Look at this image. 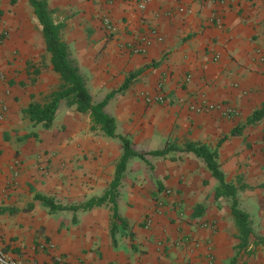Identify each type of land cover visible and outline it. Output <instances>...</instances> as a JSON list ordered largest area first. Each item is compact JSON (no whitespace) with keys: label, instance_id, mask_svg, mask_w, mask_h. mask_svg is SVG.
Wrapping results in <instances>:
<instances>
[{"label":"crops","instance_id":"0c3cea01","mask_svg":"<svg viewBox=\"0 0 264 264\" xmlns=\"http://www.w3.org/2000/svg\"><path fill=\"white\" fill-rule=\"evenodd\" d=\"M1 1L0 31L12 34L0 47L3 251L37 264H264V112L248 123L264 108V0H163L143 11L136 0H47L92 101L111 96L104 112L134 151L187 142L217 150L225 182L239 188L238 208L251 222L243 248L230 199L214 200L217 181L191 154L156 157L151 172L141 160L129 161L116 197L126 226L116 223L113 238L111 204L49 213L35 199L78 206L100 198L113 180L121 142L100 130L96 139L89 114L64 101L48 129L30 120L28 106L56 90L46 76H59L46 52L45 69L36 59V84L7 82L26 77L13 59L28 57L32 32L27 17L8 13ZM215 14L221 28L209 22ZM154 96L163 104L146 103ZM200 105L213 110L199 112Z\"/></svg>","mask_w":264,"mask_h":264},{"label":"trees","instance_id":"16d2710c","mask_svg":"<svg viewBox=\"0 0 264 264\" xmlns=\"http://www.w3.org/2000/svg\"><path fill=\"white\" fill-rule=\"evenodd\" d=\"M27 1L32 9L33 15L41 26V35L45 50L50 55L51 70L57 73L60 79L58 90L50 94L47 102L43 106L38 104H31L28 106L26 113L30 120L35 124H41L43 127L49 128L55 118L60 102L64 101L69 106H75L78 113L89 114L93 126L98 127L106 138L118 139L121 142V156L115 166L113 180L100 198L87 200L85 203L78 206H65L56 203L52 198L40 195H36L35 199L40 201L49 210V213H54L56 211H89L105 203L111 204V218L113 223L110 233L113 238L116 223H120L122 227L126 226L124 221L117 214L116 197L127 165L132 159L141 160L147 165L148 162L145 159V154L137 153L133 150L129 137L116 135L114 119L104 112V107L111 96L108 95L105 100L100 103H94L92 101V97L84 84L83 78L79 74L77 65L69 58L67 44L61 38L63 25L53 21L52 12L48 7L47 0ZM127 85L128 81L125 82L124 86ZM263 112L264 108L256 111L248 120V123L257 120ZM237 131L238 129H235L231 135H235ZM170 152L191 154L205 165L211 177L217 181V186L213 192L214 200L221 198L230 199V213L234 226L238 232L239 248L247 246L252 235L250 227L251 222L248 214L238 208L237 194L239 188L232 183L225 182V177L218 161L217 150L211 149L205 144L187 142L183 147H179L175 144H167L163 150L151 151L149 155L154 158H166ZM73 223H76L75 218L73 219Z\"/></svg>","mask_w":264,"mask_h":264},{"label":"rangeland","instance_id":"374dc122","mask_svg":"<svg viewBox=\"0 0 264 264\" xmlns=\"http://www.w3.org/2000/svg\"><path fill=\"white\" fill-rule=\"evenodd\" d=\"M0 2H2L0 0ZM4 6L6 7V10L8 11V13H12L15 14L16 12H20L23 13L27 19L29 20V28L31 29L32 32V40H31V45L27 48V52H28V57H26L25 59H17L14 58L13 61H17L20 60L21 63H23V69L22 71H18L19 73H22L23 71H25V78H20L19 79V74L13 78H7V82L11 85H15V83H18L20 86L25 85V82H27L30 85H34L36 84L37 80L39 79V73L40 70L37 65H38V61H36V59H39L40 61H42L43 66L41 67L42 69L46 68L45 65V48H43L44 44H43V39H42V35H41V30L39 28V23L36 21L32 9L28 3L27 0H7V1H3ZM3 11H0V24L2 25L3 19H2V15H3ZM0 32H3L2 34V42L0 43V47L6 43H8V41L10 40L12 34L7 31V30H1ZM35 52L37 54V56L35 55ZM22 65V64H20ZM16 73V70H15ZM84 79L89 81L90 80V74L89 73H85L84 74ZM18 79V80H17ZM46 81L47 83H50L52 86H54V90H58L59 86H60V79L58 80H54V78H51L49 75L46 76ZM53 92V91H52ZM50 95L48 96H44L42 97L41 95L36 97V99L33 101V103L31 104H38L40 106H43ZM30 104V105H31ZM65 105L69 107V105L65 102ZM38 126H40L42 129H48L43 127L41 124H36ZM96 126H92L91 124V133L94 134V137L99 138L100 137V133L98 132L99 129ZM63 130V129H61ZM115 142L120 143V141L118 139L114 140ZM113 142V141H112ZM113 142V143H115ZM151 151L149 152H142L143 154L147 155V158L149 159V165H144L143 167H145V169H147L149 172L154 170V166L151 164L155 161H157L160 158H154L151 157L149 155ZM178 158L177 153H171L168 154L167 159L170 161H176ZM138 161V160H137ZM44 206V205H43ZM67 206V205H66Z\"/></svg>","mask_w":264,"mask_h":264},{"label":"built area","instance_id":"2783aa9c","mask_svg":"<svg viewBox=\"0 0 264 264\" xmlns=\"http://www.w3.org/2000/svg\"><path fill=\"white\" fill-rule=\"evenodd\" d=\"M163 0H136V8L139 11H143L149 4L153 2H162ZM209 22L218 28H221L223 26V19L220 15H212L209 18ZM2 34L3 32H0V43L2 42ZM164 99L162 96H154L150 99L146 100V103H154V104H163ZM197 111L199 112H209L213 110V107L211 105H200L197 107ZM148 224H150V221H147ZM0 264H37L36 262H26V261H21L12 258L9 256L7 253H5L0 245Z\"/></svg>","mask_w":264,"mask_h":264}]
</instances>
